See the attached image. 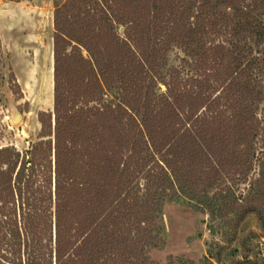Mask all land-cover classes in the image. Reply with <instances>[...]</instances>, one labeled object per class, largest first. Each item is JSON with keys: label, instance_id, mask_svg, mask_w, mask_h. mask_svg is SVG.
Wrapping results in <instances>:
<instances>
[{"label": "trees", "instance_id": "1", "mask_svg": "<svg viewBox=\"0 0 264 264\" xmlns=\"http://www.w3.org/2000/svg\"><path fill=\"white\" fill-rule=\"evenodd\" d=\"M263 16L264 0L56 4L53 110L29 148L0 146V264H161L146 251L179 197L225 238L264 221ZM216 245L172 264H215Z\"/></svg>", "mask_w": 264, "mask_h": 264}, {"label": "rangeland", "instance_id": "2", "mask_svg": "<svg viewBox=\"0 0 264 264\" xmlns=\"http://www.w3.org/2000/svg\"><path fill=\"white\" fill-rule=\"evenodd\" d=\"M63 1L0 0V68L4 76L0 85V146L13 145L20 151L29 148L39 138V113L53 110L54 10ZM181 55L180 49H174L169 64L177 65ZM161 89L165 87L161 85ZM18 115L20 119L14 121ZM259 116L264 123V101ZM258 172L256 163L254 176ZM247 183L241 185L244 192ZM261 215L264 217V208ZM260 218L249 213L236 236L225 238L212 230L217 223L208 214L179 197L164 206L162 238L146 253L151 261L161 264L190 263L204 258L210 245L214 253L220 251L216 244H221L224 250L215 255V264H264V221Z\"/></svg>", "mask_w": 264, "mask_h": 264}, {"label": "bare ground", "instance_id": "3", "mask_svg": "<svg viewBox=\"0 0 264 264\" xmlns=\"http://www.w3.org/2000/svg\"><path fill=\"white\" fill-rule=\"evenodd\" d=\"M19 119H20L19 115L17 117H15V121H18Z\"/></svg>", "mask_w": 264, "mask_h": 264}, {"label": "water", "instance_id": "4", "mask_svg": "<svg viewBox=\"0 0 264 264\" xmlns=\"http://www.w3.org/2000/svg\"><path fill=\"white\" fill-rule=\"evenodd\" d=\"M17 117V116H16ZM14 121H15V118H14Z\"/></svg>", "mask_w": 264, "mask_h": 264}]
</instances>
